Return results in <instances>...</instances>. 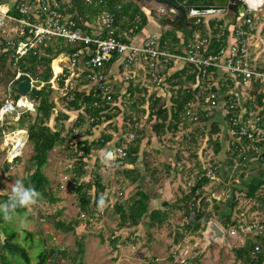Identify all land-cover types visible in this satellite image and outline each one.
Listing matches in <instances>:
<instances>
[{"label": "rangeland", "instance_id": "obj_1", "mask_svg": "<svg viewBox=\"0 0 264 264\" xmlns=\"http://www.w3.org/2000/svg\"><path fill=\"white\" fill-rule=\"evenodd\" d=\"M137 2L145 11L147 17L154 20L148 25L149 33H162L166 30L168 24L173 27L172 16L166 9L162 11L157 6H146L142 1ZM214 15L223 17L222 19L225 22L234 17V13L232 12ZM252 15L254 18V32H256L253 38L256 45L253 49L254 54L257 56L256 51H260L258 47L262 45L264 47V7L255 11ZM208 16L210 15H205V18ZM96 25L97 23L94 21L93 26ZM126 25L128 26L129 22ZM128 29L123 30L122 34L124 33L125 36L131 37ZM182 29L184 30L185 28ZM139 37L140 35L137 41H141ZM6 38L15 40L17 36H15L14 32L6 33L3 36L0 35V55L3 42ZM58 56H61V54ZM58 56L52 60L53 65L56 67H66L68 71L66 56H62L63 62L61 64H59L61 58H58ZM10 57L11 54L5 59V63H2L0 59V103L3 106L7 99L18 102L22 97H26L29 101H32L30 93L34 89H38L33 88L27 95H21L19 99H16L15 92H13V79L10 78V72L8 73L7 70H17V60L15 59L16 61L11 65ZM120 63L121 60H119V64H115V68L112 69L113 73L106 72L112 94L119 97L118 100L110 105V109L116 111L115 107L117 106L113 105L117 103L120 107V114L112 121H109V123L107 122L106 126L102 125V123L99 128L100 130L96 132V137L114 127L123 129V124L125 123L128 126L126 127L127 130L123 132L118 131V135H121L120 137L123 138V144L119 146L127 148L136 136L142 132L143 139L141 140L138 154L141 156L140 159L142 158L141 161H144V163L141 162L142 172L140 171L143 174V179L139 183H133L130 178L125 177L121 173L120 170L125 166L116 160L117 158H121L117 154L118 151L114 153V158L109 161L105 160V152H102L103 149L99 151L98 155L93 153L88 160V169L91 166L93 170L96 169L100 173L105 190L101 193L98 203L92 206V214L85 213L83 215L78 197L73 190L76 181L73 168L78 158L74 153L77 150L78 141L82 139L81 136L89 128L90 121L87 114L82 112L83 110L67 108L68 93L75 90L70 89L71 86L67 87V89L65 88L66 86H59L58 76L67 72H60L54 78L55 70L51 62L53 76L50 82L55 90L50 97L56 102V108L54 116L49 121V125L55 127L56 121L54 117L61 110L68 114L67 119L63 118L60 121L65 126L63 135H66L67 130L73 127L77 121L80 122V115L83 116L85 121L73 132V139L71 138L70 141L63 142L51 150L50 161L43 166V171L47 172L48 177L51 179L50 187L53 194L64 195L62 198L63 202H59V200L57 201L59 203L50 202L47 197H42L37 203L26 206L22 213H14L12 219L9 220L3 217L2 222H0V254L5 252L3 250L5 240L3 229H5L7 232L14 231L16 233L13 242L19 243L27 249L31 257V264H73L76 258L81 259L83 264H250L249 262L238 260L235 257L234 249L244 245L248 239L256 241L257 234L264 233V186L257 191L254 197L247 195L249 180H246V173L253 175L255 172H260V169L258 162L251 157L246 144L243 147L238 142V138L236 136L233 138L230 133V125L225 119L226 102L224 103L223 101L224 93H220V98L222 97L221 105L217 108L207 107L206 104L198 101L199 103L196 107L202 113L209 111L210 114L212 113L211 115L214 114L210 120L193 122L183 115L179 120L177 130L163 132L160 136H157L152 131L153 122H150L148 119L151 98H147L148 95H146L145 101L142 103L139 99L141 92H136L132 95L129 93L125 73L123 69L120 70L118 68L121 65ZM165 63L167 62L143 59L140 63L133 64L131 70L138 73L136 77L140 81L136 80V86L132 84L134 86L132 88H136L138 84L139 86L140 84H147L148 87L140 86V88L145 90L146 94H148L147 89L151 92L153 91V94L161 99L160 104L170 106L172 101L171 92L172 90H178L180 85H174L172 80L167 81L166 77H168V74L164 76ZM183 64L177 65L181 68ZM253 64L257 67H264L262 65L264 64V54H261L260 59ZM41 71L42 67H38L37 72ZM150 71H154L159 75L160 84L154 80L149 73ZM215 79V77H211V80ZM39 82L37 83L38 86L43 84ZM71 82L73 85L77 84L76 89L78 90L83 89L85 86L82 87V85L86 84L83 77L80 79L74 78ZM174 83H176V80H174ZM90 85H87L86 89H90ZM182 86V89H185L189 86V83H184ZM232 91L238 97L240 116L241 114L243 116L246 111L248 90L242 84L239 86L234 84ZM142 92L145 94L144 91ZM27 104L18 105L15 110L6 113L3 118L0 115V201H3L5 194H9L10 182L26 176L32 170V166L29 163V157L33 153L32 144L27 141L20 151H16L14 148L15 142H17L14 138L16 132L27 131L29 125L28 122L21 124L18 121L19 115L28 119L26 114H24L28 108ZM35 105L33 104L32 107L29 105V107L35 108ZM31 111L34 113L33 109ZM213 121L220 122L221 130L219 133L211 134ZM6 122L10 128L2 132L1 129L5 126ZM135 127H137L140 133L136 131ZM130 134L134 135L133 138ZM216 139L222 144V149L218 155L214 153V141ZM16 155L20 157V160L13 162ZM94 155L101 161L95 163L93 159ZM5 161L10 163L8 167ZM171 161L177 164H175L174 169L169 171L164 166ZM182 165H185L186 169L190 170L188 174L193 176L187 179L186 182L183 178L181 179V176L175 175V172H173L175 170L176 174L182 173ZM202 169L212 171V178L208 176L212 184L205 185L203 195L197 200L196 204L199 207L202 206L205 212L211 216L209 221H220V219L225 218V215L233 211L232 218L235 219L234 221H236L237 225L244 224L246 226V224L258 222L263 225V230H260L261 232H246V236H244L241 229L238 228V233L241 236H230L228 234L229 228L232 226L237 227V225H230L231 227L223 225L224 230L227 232V241L210 243L208 239L210 233L205 235L206 228H204V224L202 225V229L198 230L186 228V224L189 223L193 215H187L183 210H171V208L162 204L160 206L158 199H152L153 197L149 195V193L152 195L153 191L160 187L161 183H159V180L162 177V187L165 186L167 191L169 189L167 188L168 184L166 181H169L174 187L180 184L183 189L181 191H185L187 194L194 183V177ZM65 175L70 178L68 184L64 188H58L59 181ZM92 177L93 174L88 170L85 176L82 177V180L89 181L92 180ZM165 177H168L166 181ZM170 177L171 179H169ZM138 189L147 191V194L151 197L149 200L150 210H153V207L168 208L166 211H169V216L161 226L150 227L149 223L151 219L147 215L136 226L122 224L119 213L116 210V205L122 203L128 207L130 199L137 193ZM172 192L174 191L164 194L162 199L165 198L172 201ZM215 197L220 198V201H217ZM233 198L236 200V204L231 209L228 207V200L231 199V202H233ZM218 203L220 209L216 210L214 205H218ZM223 203H227V205L225 206ZM205 204L207 205L205 206ZM56 220L72 223L74 230L66 232L65 230L56 228L54 226V221ZM80 243L83 245V253L78 254ZM260 247L264 252V244ZM7 257L0 255V264H23L21 260H18V263L15 262L16 260L9 254Z\"/></svg>", "mask_w": 264, "mask_h": 264}, {"label": "trees", "instance_id": "obj_2", "mask_svg": "<svg viewBox=\"0 0 264 264\" xmlns=\"http://www.w3.org/2000/svg\"><path fill=\"white\" fill-rule=\"evenodd\" d=\"M73 1V6L71 8H68V12L74 13L75 11H77V15H75V17H80L82 21H88L91 24L102 12H110L114 14L115 24L118 27L117 33L119 35H122L124 37V40L126 41H130L129 38H131L133 35L131 34V37L125 36L124 33L122 34L123 30L133 28L135 34H139L148 24V17L145 14V11L140 7V4L136 0H102V2L95 0L91 4L86 3L84 0ZM138 17L140 18L139 21L137 20ZM128 22V26L130 27L126 25ZM192 22L194 24V19L192 20ZM236 22L237 19L234 18L231 23ZM136 25L137 27L135 28ZM209 26L211 27L210 33L212 36L211 49L213 51H219L220 49L225 47L228 39V23H225L224 19H213L209 22ZM182 28H185L184 30H186L183 36L186 43L188 42L189 37H191V35L198 29L200 30V34L203 37L210 35V33L208 34V28L205 25L204 19H202V22L199 25L194 24L193 28H190L186 25H183ZM177 30L169 26L168 24V27L166 26V30L159 35L161 44L167 43L172 47L173 50L177 45L184 46L185 43L182 44L180 41L181 39L176 34ZM23 38L24 36H17V39H12V41L15 42L14 45L10 44L9 39L6 38L3 42L0 55L2 63H5V59H7L10 54L11 65H13V62L17 60V70H7L8 73L10 72V78L13 79V92H15L16 99H19L21 96L17 93V85L22 80H31L32 78L43 83L42 85H40V88L34 89V91L30 93L32 99L31 102L34 105L36 104L34 113L31 110L26 109L24 114H26L28 119L21 115H19L18 118V121L21 124L27 122L29 123L27 128L28 142L32 144L33 147V153L29 157V163L32 166V170L29 171L26 176L20 179H23L26 184L34 186L36 189H38L42 193V197H47L50 202H57L59 200V197L53 194L50 187V180L43 171V166L48 162L49 152L53 150L57 145L63 142L70 141L71 138L73 139V132L85 120L83 119V116L80 115V122L77 121L73 125V127L67 130V134L63 135L65 126L63 125V123L61 124L60 121L63 118L67 119L68 114L61 110L58 111L56 116L54 117L56 121L55 127H51L49 125V121L54 116L56 108V102L50 97L55 90L52 83L50 82L53 76V71L50 64L52 62L53 66L52 60H54L59 54L73 53L75 50H77L79 45H72L66 43L62 38L54 37L47 42L46 46L29 50L23 56L18 57V55L15 53L16 45L17 42L22 40ZM118 56V54H115L114 58L106 64V72L108 69L107 67H109ZM170 61L171 62L168 64L165 72H167L175 63L173 60ZM38 67H42L41 72H37ZM18 72H21V76L16 79V75ZM67 77L68 74L66 75L63 73L58 76L60 87L66 86L65 88L67 89ZM211 77H215L216 79L211 80ZM168 79L172 80L174 85H180L179 89L176 90V93H173L174 95L172 94L171 96L172 101L170 106H164L163 104H160L161 99L156 97L155 95H150L149 97H147L149 99L151 98L148 119L150 122H153L152 131L157 136H160L163 132L177 130L179 120L183 115L185 116V111L189 105L199 103L198 101H201L205 104L204 96L212 92L215 93V95L219 96V101L221 102L222 97L220 98V93L223 92V99H227V97H229L230 95V90H232L234 87V82L230 78H227L226 75H220L216 70L213 69H208L207 73L203 75L202 69L198 68L194 64H185L182 69H178L177 71L170 73L168 75ZM174 80H176V83H174ZM184 83H189V86L185 89H182V85ZM130 84L131 83L128 84V87L131 86ZM72 90L75 91H70L68 93L69 100L67 102V108L74 110H83L82 112H85L87 114L90 121V126L88 129H92L98 125H101L105 121H112L115 117L119 116L120 107L117 103L113 105L117 106L115 107L116 111L114 109H110V105L119 98L117 95L112 94V92H110L112 100L108 101L103 90L100 88L96 91H92V89L90 91H81L78 89ZM128 90L130 91L131 95L135 94L136 92H141V95H139L140 102L143 103L145 101L146 96L142 94V88L136 87L133 89L131 86V88H129ZM2 107L3 105L0 103V109ZM239 111V105H237L235 110L226 113L225 119L230 126H232L231 117L238 115ZM205 113H208V111H205ZM211 114H205L204 116L200 117V120H210L214 115ZM123 127V131H126V127L128 126H126L124 123ZM8 128L10 127L6 122L5 126H3L1 130L3 132ZM135 128L136 131L140 133V131L137 130V127ZM88 129L85 131L87 134L89 133ZM220 130V122L213 121L211 134L219 133ZM112 138L113 134L103 133L96 140L90 141L88 139H80L77 143V150L74 154H76L78 158L73 168V173L76 180L73 186V190L78 197L79 206L81 211L83 212V215H85V213L92 214V206L94 204H97L100 200L101 193L105 190V185L101 180L102 177L100 173L96 169H92L91 171V174H93L92 180L84 181L81 179V177L88 171V160L91 158V153L94 150H101L105 148L106 144L110 140H112ZM142 139L143 133L141 132V134H138L134 141L127 146V155L122 159L117 158L116 160L121 161V163L123 164L134 163L139 157L138 152ZM121 144L122 141L120 140L117 146ZM109 149L110 148H108V150ZM221 149L222 144L218 139H216L214 141V153L218 155ZM19 160L20 157L16 156L13 162H17ZM6 165L8 167L10 163L7 162ZM259 169L262 179L256 181L255 178L257 177H254L252 180H250V182L248 183L247 192V195L249 197H254L257 191H259V189L264 186V170L261 168V166L259 167ZM124 172L125 176L127 178H130L133 183H136L140 178V172H138L136 168L125 169ZM205 172L206 169H202L201 172L198 171V175L194 177L193 185L191 186L189 192L182 197V204L179 205V209L183 210L187 215H193L190 218L189 223L186 224L187 229H202V222L207 223L211 217L208 213L205 212V209H203L202 206L199 207L196 204L197 200H199L203 195L204 191L202 190L204 186L211 180L208 176H206ZM7 198L8 194H5L3 196V200H6ZM149 200L150 196L145 191L138 189L137 193L130 199V204L128 205V207H125L122 203H118L116 205V210L119 213L122 224L136 226L141 222L142 218L147 215L151 219L149 223L150 227L161 226L165 219L168 217V212L162 209L150 210ZM235 204V199L233 200V202H231V199L228 200V207H234ZM164 205L167 206L168 203H165ZM206 205L207 204H205V206ZM226 205L227 203L225 204V206ZM214 207L216 210H219V203L218 205H214ZM24 210L25 206H20L15 210L14 213L20 214ZM231 212L225 215V218L220 219L222 225L226 227H229L230 225H237L236 221H234L235 219L232 218L233 211ZM3 217V214L0 213V222H2ZM54 226L58 229L65 230L66 232L74 230V226L72 225V223H66L62 220L54 221ZM3 233L5 234V240L3 244V250H5V252L1 253L0 255L7 257L9 254L16 260L15 262L17 263L18 260H21L23 264H31V257L29 256L27 249L21 244L13 242L16 233L14 231L7 232L5 229H3ZM263 244L264 233L261 232L257 234L256 241H251L248 239L244 245L235 248V257L238 260H243L245 262H249L250 264H264V252L260 247ZM82 246L83 245L80 243V247L77 252L78 254L83 253ZM256 246H259L258 251L255 250ZM20 255L21 257L19 258ZM45 258L46 256L44 257V260ZM7 259L9 258L7 257ZM73 264H83V262L81 261V259L76 258Z\"/></svg>", "mask_w": 264, "mask_h": 264}, {"label": "built area", "instance_id": "obj_3", "mask_svg": "<svg viewBox=\"0 0 264 264\" xmlns=\"http://www.w3.org/2000/svg\"><path fill=\"white\" fill-rule=\"evenodd\" d=\"M84 1L91 4L95 0ZM98 1L102 2V0ZM239 2L246 3V0H239ZM73 3V0H0V35L14 32L15 36H24L16 45L15 53L18 57L23 56L29 50L46 46L47 42L54 37L62 38L66 43L72 45H79L73 53H61V56H58L61 58L59 64L63 62L62 56H66L68 62V71L66 67H63L67 72L65 74H68L67 87L71 86L70 89H76L77 84L73 85L72 79L83 77V80L92 84L90 90L102 89L108 101L112 100V96L110 95V85L106 79L105 66L114 58L115 54L119 55L127 81L135 76V72L131 70L132 65L140 63L143 59L166 62L173 60L175 63L180 61L184 65L194 64L202 69L203 75L207 73L208 69L216 70L220 75H226L236 86L242 84L248 90L246 117L242 114L240 116V111L238 115L232 116L230 133L233 138L235 136L238 138V142L243 147L246 144L251 157L258 162V167L261 166L264 170V67H257L253 64L259 60L253 49L256 45L253 41L256 32H254L252 13L255 10L246 6V15L243 19L237 20L236 23L228 22V39L225 47L219 51L211 49V34L203 37L201 34L193 33L187 43L182 41V44L185 43V45L181 53H178V46L173 50L169 44H161L159 36L155 34L144 38L141 42L136 41L137 34L133 28L129 29L133 38H129L130 41L124 40V37L117 33L115 16L110 12H102L95 20L96 26L88 21H82L80 17H75L77 11L68 12V8H71ZM187 17L191 21L194 19L196 25H199L205 18V16H191L189 13H187ZM137 20L139 21L140 18L138 17ZM9 43L15 44L12 39H9ZM149 73L155 81H160L159 75L154 71ZM20 76L21 72H18L16 79ZM57 76L58 73H55L54 78ZM30 81L33 88H40L36 79L31 78ZM87 85L89 84H83L82 87H85L81 91H86ZM133 85L136 86V81H133ZM229 94L227 99H223L224 103L226 102V113L235 110L239 104L238 97L232 90ZM204 102L210 108H217L221 105L219 96L213 92L204 96ZM197 104L189 105L185 111V116L193 122H198L200 117L210 114L209 111L202 113L196 107ZM18 105H20V100L15 102L7 99L0 109L2 118L6 113L15 110ZM29 105L32 107L31 101L28 102L27 109L35 110ZM130 136L133 138L134 135L130 134ZM11 141L13 142V140ZM111 151L113 153L118 151L117 154L121 158L127 155L126 148L122 146H116ZM211 173L212 171L209 169L205 172L209 177L212 176ZM68 180L70 178L65 175L60 187L64 188ZM238 228L246 236V232L262 231L263 225L256 222L246 224V226L244 224L237 227L232 226L229 228L228 234L241 236L238 233ZM255 250H259V246H256Z\"/></svg>", "mask_w": 264, "mask_h": 264}, {"label": "crops", "instance_id": "obj_4", "mask_svg": "<svg viewBox=\"0 0 264 264\" xmlns=\"http://www.w3.org/2000/svg\"><path fill=\"white\" fill-rule=\"evenodd\" d=\"M223 17H218V16H215L214 14L213 15H210V16H208L207 18H205V25H207V28L209 29L208 30V32L210 33V29H211V27L209 26V22L210 21H212L213 19H222ZM234 18H236V14H234V17H232V19H229L228 21H226L225 23H228V22H230V21H232ZM237 19V18H236ZM153 19H151L150 17H148V24L143 28V30L138 34V36L140 35V40L142 41L143 39H144V37H146V36H150V35H153V33H149V29H148V25H150V23H152L153 21H152ZM217 22H219V21H217ZM160 32H161V30H160ZM159 32H155L154 34L155 35H157V36H159L161 33H159ZM208 33V34H209ZM176 34H177V36L181 39L180 41H181V43H182V41H184V34H185V31L183 30V29H178L177 31H176ZM194 34H200V30L198 29V30H196L195 32H194ZM211 34V33H210ZM137 36V35H136ZM138 36H137V38L135 39L136 41H137V39H138ZM139 41V40H138ZM141 41H139V42H141ZM178 46V50H177V52L178 53H181V51H182V49H183V47L184 46H179V45H177ZM258 48H260L259 50L260 51H256L257 52V56H258V59H260V57H261V54L263 55L264 53V47H263V45L260 47H258ZM119 60H120V58H119V56L116 58V60L113 62V63H111V65L109 66V67H107L108 69H107V72H111V73H113V71H112V69L113 68H115V64H119ZM118 62V63H117ZM171 61L169 60V61H167V63H165V68L164 69H166L167 68V66H168V64L170 63ZM181 62L180 61H177L176 63H174V65L167 71V72H165V75L164 76H167L166 74H170V73H172V72H175V71H177L178 69H182V67H184V64L182 65V67L181 68H179V65H177V64H180ZM263 66H264V64H262ZM119 66V65H118ZM178 66V67H177ZM181 66V65H180ZM120 70L122 69V67H121V65H120V67H118ZM136 75H138V73H135V76H134V78L133 79H131V80H129L128 81V84L129 83H131L130 85L131 86H133L132 85V83H133V81H136V80H138V82L140 81L137 77H136ZM106 79H107V74H106ZM166 79H167V81L169 82V79H168V77H166ZM108 80V79H107ZM137 82V81H136ZM160 82L161 81H159V82H157L158 84H160ZM109 83V82H108ZM86 84H91L90 82H86ZM92 85V84H91ZM155 85V84H154ZM153 85V86H154ZM131 86H129V88H131ZM140 86H147L148 87V85L147 84H140ZM139 86V84L137 85V87H140ZM134 87V86H133ZM90 88V87H89ZM129 88H127V90L129 89ZM90 89H86V91H89ZM148 90V94H146V92H145V90H143L144 91V93L145 94H143V92H142V94L143 95H148L147 97H149L150 95H154L153 94V91L151 92L149 89H147ZM129 91V90H128ZM176 93V91H174V90H172V94L173 93ZM129 93H130V91H129ZM124 94V93H123ZM131 94V93H130ZM171 94V95H172ZM123 96V95H122ZM28 101H29V99H28ZM109 123V121H105V122H103V124L102 125H104V126H106L105 124L106 123ZM101 127V125H98V126H96V127H94V128H92V129H88V131H89V133L87 134L86 132L84 133V135L83 136H81V138L82 139H88V140H96V139H98L103 133H111V134H113V138H112V140H110L107 144H106V146H105V148H103V151L102 152H106V151H108V148H110L109 150H112L114 147H116L117 146V144H118V142L121 140L122 141V144H123V138L122 137H120L118 134V131L119 132H123V129L122 128H116V127H114L113 129H108V130H106L105 132H103V133H101V135L99 136V137H96V132H98ZM121 134V133H120ZM92 136H94V137H92ZM99 151L100 150H94L92 153H91V156L93 155V153L94 154H97L98 155V153H99ZM50 153H51V151L49 152V156H48V161H50ZM96 155H94V157H93V159H94V161H95V163H98V162H100L99 161V158H97V157H95ZM140 157L141 156H139L138 157V159L134 162V163H121V161H118L119 163H121V164H123V166H125V167H122L123 169L122 170H120L121 171V173L125 176V169H137V171L138 172H142V168H141V165H142V163H144V161H141V159H140ZM96 158V159H95ZM103 158V157H102ZM177 158H178V156H177ZM172 160V159H171ZM104 161V160H103ZM142 162V163H141ZM177 162H179V161H177ZM92 164V163H91ZM90 164V165H91ZM175 164H177V163H173V161H171L170 163H167L164 167H166L169 171L171 170V169H174L175 168ZM127 166V167H126ZM249 167V166H248ZM89 168V167H88ZM144 169V168H143ZM154 169V168H153ZM90 172L92 171V167L90 166V169H88ZM189 171L190 170H188V169H186V167H185V165H182V173H177L176 174V171L174 170L173 172H175V175H178V176H181V179L183 178L184 180H185V182L187 181V179H190L191 177H193V176H190L188 173H189ZM249 172V171H248ZM46 175H47V177H48V173L46 172L45 173ZM180 174H182V175H180ZM185 175H187V176H185ZM85 176V174L82 176V177H84ZM82 177H81V179H82ZM126 177V176H125ZM187 177V178H186ZM254 177H257V178H255V180L256 181H258V180H260V179H262L261 178V173L260 172H258V173H254L253 175H249L248 173H246V180H249V182H250V180H252ZM49 178V177H48ZM163 178V177H162ZM162 178L159 180V183H161L159 186V188L158 189H156V190H154L153 191V193H152V195L149 193V195L151 196V197H153L152 199H158V201H159V205L160 206H162V205H164L163 203H168V205L166 206V207H168V208H171V210L172 209H178V210H181V209H179V205L180 204H182V201H181V199H182V197L184 196V195H186V193H185V191H181V190H183L182 189V187L180 186V184H178L177 186H175L174 187V185L171 183V182H169V181H166L167 180V178L165 177V181H166V183L168 184V189H169V191H167V189H166V187L164 186V187H162ZM143 179V174L142 173H140V178L138 179V183H139V181L141 182V180ZM169 179H171V177L169 178ZM180 179V180H181ZM49 180L51 181V179L49 178ZM61 180H63V178L61 179ZM59 181V187L58 188H62V187H60V185H61V183H62V181ZM69 181V180H68ZM68 181L66 182V184H65V187H66V185L68 184ZM190 182V181H189ZM187 184H190V183H187ZM209 185H211L212 183H211V180H210V182L208 183ZM185 186V185H184ZM211 187V186H210ZM174 188V189H173ZM204 188H205V186H204ZM209 188V187H208ZM212 189V188H211ZM171 191H174V192H172L173 194H172V196H173V199H172V201H169L168 199H162L163 198V196H164V194H166L167 192H171ZM203 191V190H202ZM146 193H147V191H145ZM57 197H59L60 199H59V202H63L62 201V198L64 197V195H59V194H57L56 195ZM150 197V198H151ZM175 198V199H174ZM163 200V202L161 203V201ZM59 202H57V203H59ZM162 204V205H161ZM151 205V204H150ZM126 207V206H125ZM157 207H153V209H156ZM159 208V207H158ZM157 208V209H158ZM168 208L167 209H162V210H168ZM159 209H161V208H159ZM168 214H169V211H168ZM169 216V215H168ZM208 223V222H207ZM207 223H205V222H202V225L204 226V228H206L207 227ZM215 223L217 224V225H219L223 230H224V228H223V225H222V222H220L219 220H215ZM206 225V226H205ZM225 231V230H224ZM226 232V231H225ZM208 235L209 233L207 232V229H206V233H205V235ZM211 236V233H210V235H209V237ZM209 237H208V239H209ZM215 241H218V240H214L213 242H215Z\"/></svg>", "mask_w": 264, "mask_h": 264}, {"label": "water", "instance_id": "obj_5", "mask_svg": "<svg viewBox=\"0 0 264 264\" xmlns=\"http://www.w3.org/2000/svg\"><path fill=\"white\" fill-rule=\"evenodd\" d=\"M144 2L145 5H160L164 4L171 6V11L174 13L172 24L174 28L181 29L183 25L190 28L194 27L193 22L188 19L187 13L191 16H205L217 13L232 12L236 14L237 20H241L246 15V6H249L255 11L264 7V0H246V3H241L239 0H137ZM183 17V19H182ZM33 90L30 80H22L17 85V91L20 95L25 96ZM3 112V111H2ZM24 145L28 141V132L24 130L23 135ZM17 156V155H16ZM207 232L211 233L209 237L210 243L214 240L227 241L226 232L215 223L208 221Z\"/></svg>", "mask_w": 264, "mask_h": 264}, {"label": "clouds", "instance_id": "obj_6", "mask_svg": "<svg viewBox=\"0 0 264 264\" xmlns=\"http://www.w3.org/2000/svg\"><path fill=\"white\" fill-rule=\"evenodd\" d=\"M106 161L114 158L111 150L105 152ZM8 198L0 201V213L6 219H12L15 210L20 206H30L37 203L42 198V193L34 186L28 185L23 179L17 178L10 182Z\"/></svg>", "mask_w": 264, "mask_h": 264}, {"label": "bare ground", "instance_id": "obj_7", "mask_svg": "<svg viewBox=\"0 0 264 264\" xmlns=\"http://www.w3.org/2000/svg\"><path fill=\"white\" fill-rule=\"evenodd\" d=\"M58 58H60V57H58ZM53 68L55 70V73H60V72L65 71L62 66L56 67L55 65H53ZM28 102L29 101L26 97H22L20 99V104H27ZM23 135H24V130L16 132V135L14 136V138L17 141L14 144V148L16 149V151H20V149H22V147L24 146Z\"/></svg>", "mask_w": 264, "mask_h": 264}, {"label": "flooded vegetation", "instance_id": "obj_8", "mask_svg": "<svg viewBox=\"0 0 264 264\" xmlns=\"http://www.w3.org/2000/svg\"><path fill=\"white\" fill-rule=\"evenodd\" d=\"M157 7L160 8L162 11L166 9L168 11V13L171 14L172 19H173L174 13L171 11V6L170 5L164 4L163 7L160 6V5H157ZM182 19H183V17H182Z\"/></svg>", "mask_w": 264, "mask_h": 264}]
</instances>
